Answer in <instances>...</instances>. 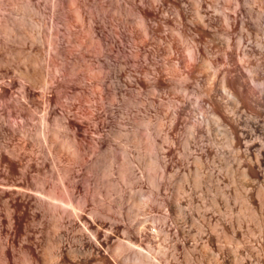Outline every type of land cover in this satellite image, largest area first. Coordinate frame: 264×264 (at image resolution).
<instances>
[{
  "label": "rangeland",
  "instance_id": "rangeland-1",
  "mask_svg": "<svg viewBox=\"0 0 264 264\" xmlns=\"http://www.w3.org/2000/svg\"><path fill=\"white\" fill-rule=\"evenodd\" d=\"M106 1L110 0H0V89L4 90L0 98V206H5L0 214L7 222L15 212L11 220H16V227L7 222L16 243L3 226L7 224L2 223L3 230L0 227L4 232L0 230V237L10 235L2 238L8 240L6 245L10 240L15 244L8 246L14 245L12 250L4 249L6 255L11 251L7 256L13 258L12 264H264V177L252 171L264 172V159L257 148L247 151L232 141L237 128H249L244 121L235 128L230 112L223 116L208 108L203 92L206 72L205 76L196 69L194 74L178 59L164 71L174 93L146 82L140 88L122 89L125 92L113 112L93 105L88 94L92 85L82 66L84 56L90 61L93 49L101 47L108 50L100 53L108 58L99 55L103 62H114L116 55L132 50L128 28L133 16L122 8V20L110 17L100 7ZM117 1H134L138 6L150 2ZM226 2L188 0L189 18L185 24L174 18L166 23L162 47L170 45L177 58L186 53L191 39L215 50L213 42L226 33L223 13L212 21L215 40L196 30L201 22L193 13L197 8L204 12L207 4L222 9ZM85 31L92 39L96 33L101 41L93 40L101 45L90 42ZM174 32L179 41L174 40ZM87 44L92 46L87 48ZM79 45L91 51L87 52L91 58ZM77 49V56L84 53L79 56L84 68ZM108 60L104 64L112 62ZM152 61L156 64L158 59ZM212 68L209 80L215 83L220 74ZM75 76L83 81H75ZM81 86L89 88L83 98H90L92 105L76 100L82 96L75 95L76 91H87ZM178 96L187 99L188 107L177 125ZM34 98L44 99L42 106ZM44 104L52 109L48 111ZM252 138L264 141L263 130L253 131ZM68 139L75 145H69ZM52 189L60 193L65 189L61 193L65 198L68 193L67 198L76 195L80 200L72 197L76 210L43 208L45 214L37 210L43 214L39 217L37 207L25 205L29 196L36 201L35 192ZM5 199H11L8 205ZM55 220L59 223L54 224Z\"/></svg>",
  "mask_w": 264,
  "mask_h": 264
},
{
  "label": "bare ground",
  "instance_id": "bare-ground-1",
  "mask_svg": "<svg viewBox=\"0 0 264 264\" xmlns=\"http://www.w3.org/2000/svg\"><path fill=\"white\" fill-rule=\"evenodd\" d=\"M106 2H107L105 5L106 8H105L104 4L102 3L103 5L101 4L102 6H100V7L102 9L103 8L104 9L103 10L100 9V10H102V12L104 10L108 11V13L110 12L111 15L106 12L107 15H110V17L114 16L115 18L117 17L116 19L121 18V20H122V16H123L122 8H125L127 10L126 13L128 15L133 16L134 21L131 24L130 28H128V31L130 32V40L132 42V46H131L132 50L127 54L125 53L126 55H124V56L121 54L123 56V58L121 55H120L121 57L118 55L120 58H118V56L116 55V57L119 59L118 61H117V58H116V60H114V62L117 61L116 63H114L112 61L113 59L112 60L104 59V62H106V60L112 61L111 63L108 62L106 65V64H104V62L102 60L103 58L102 57L100 58V56H103V55L106 56L105 52L103 55H100V53L102 54L103 51H105L106 49L103 50V49H101V47H95L93 45L95 47V49L90 47V49H93L92 55H91L92 58H91L87 53L89 51H87V52L85 51V46L82 47L81 45H79L80 46L79 48H81V47L84 48V51L87 53V56H89L91 58L90 61H88L89 58L86 59L87 60L86 61L85 56H84L85 61L84 60L83 61L85 62V64L82 61V66H85V69H83V71L84 72L87 71L86 72L87 73L86 79L88 81L85 78H83V77L82 78L85 79V81H87L88 84L90 82L92 86H89L90 89L85 86L87 88V91H81L80 94H79V90L76 91V93L78 92V94H76L75 91H72L75 93V95H82L81 97H78L77 99L75 98V95H73V97L77 101L83 100V101L89 102L90 98L87 100L84 99V98H87V96L89 94L90 97L92 98L93 102H95V103H93L90 101L91 103H93V105H98L97 107H102V109H104L105 112H113L115 107L118 106L117 103L119 101L120 96L123 95L125 92V91L123 92V90L125 88H127L129 85L135 86V88H140L146 82H153L156 85L167 87L169 92L174 93L175 91H174L173 86H172L173 84L171 81H169L164 76V71H165V68H167L168 66L171 67L172 63L173 64H174V62L177 63L178 59H179V61L183 64V66L185 68L191 70V72H193L194 74L196 72V69L199 70L198 72L203 71V75H205L204 73L206 72L207 76L205 75L206 77L205 78L203 77L205 79V81L202 80L203 82L206 83L204 86V83L202 82L203 83L202 85L204 86L203 92H205V94L207 95V105H208V108H210V110L212 112L213 111L218 112L219 114H223V116L225 114H227L228 112H230L231 118L234 121V125H235L234 127L235 128L239 127L238 122H241V121H244L249 126V128H242V129L237 128V131H235V133H233V135L231 137L232 141L234 143L239 144V145H243L247 151L252 149V148H257L259 150V152L258 151L257 152L264 159V141L256 140V139L252 138L253 131H255V130H261L262 129L263 133H264V0H227L226 4L223 5L222 9L216 8V7L212 8L211 5L207 4L205 9L203 10L204 12H201L200 9L197 8L196 11L193 13V18L199 20L201 22V26H198L199 28L196 27V30H198L199 33H202L205 36H207L208 39L209 38L212 40L217 39L216 33L212 30V21L216 18V14L221 12L224 15V20L226 23L225 36L223 39H218L217 41L213 42L216 45V48L213 51L207 47L199 46L198 41L192 40L190 38L191 43L188 46H186V53H183L181 55L179 54L178 58H177V54L174 53V51L171 49L170 45H168L166 47H164V46L162 47V43H164V41L166 39V33H167V31L165 29V25L172 18L176 19L181 24H185V20H187L190 16V13L188 12V5H187L188 0H150V2L146 6H141V5L138 6L135 4L134 1H130V2L125 1L124 3H122L123 5L117 0L116 1L110 0V1H106ZM165 4L167 5V7L164 6ZM106 9H108V10H106ZM105 11H104V13H105ZM78 13L81 14L80 12H78ZM78 13H77V16L80 18L81 15L79 16ZM93 25L95 27V24H93ZM195 26H197V24ZM92 27L90 26V28H92ZM94 32H95V30H94ZM94 32L93 33L91 32L92 33L91 35H93V39L97 37L96 33H94ZM84 34H87V36L89 38L91 37V36H89L88 32H86ZM174 34H175V32H174ZM176 34L178 35V33H176ZM195 34H196V32H195ZM177 35L174 36V40L179 41L180 36H177ZM84 36L87 37L86 35H84ZM194 36L195 35H192V38ZM89 38H87V39L89 40ZM91 39H92V37H91ZM93 39L90 42L95 41L96 44L95 43L94 44L96 46H98L99 44L101 45V43L98 42V44H97V42H96V40L101 41L99 38H96V40H93ZM188 41H189V39L186 42L188 43ZM88 44H89V42H88ZM92 44L88 45L87 48H89V46H92ZM245 46H249V47H247L248 49L245 50ZM102 48H105V46H102ZM81 49H79V51ZM86 50H88V49H86ZM110 50L112 51V53H114L113 48H110ZM117 50H120V49H117ZM84 51L82 50V52H84ZM106 51L108 53V50H106ZM111 51H109L110 54H112ZM90 52H89V54H91ZM77 53H78V49L76 52V56H77ZM86 53H85V55H86ZM117 53L120 54L119 51ZM82 54H84V53H82ZM82 54H79V56L80 55L82 56ZM79 56H77V59H79ZM110 57L115 58V56H111V55L109 56V58ZM104 58H108V57L106 56ZM155 58L158 59L156 64H154V62L152 61ZM80 59L78 60V61H80L79 65L81 63ZM112 63H114V64L112 65ZM158 63H161L159 68L157 67ZM127 64L131 65V67L128 66L129 67L128 69H127ZM77 65H78V63H76V66ZM212 66L215 67L214 72H216V74L218 73L217 75L220 74V78L218 79V81H216V82L214 81L215 83H213L212 80H209L210 74H212L209 71L212 68ZM82 68H84V67H82ZM72 69L75 70L76 73H79V72H77L78 68L75 69L73 67ZM231 69L234 70V73L231 72ZM212 70H213V68H212ZM229 70H230V72H229ZM75 71H71L70 72L71 75H73L72 72H75ZM111 72H112V74H111ZM66 73H68V72H66ZM76 73H74V74H76ZM5 74H7V72ZM228 74H231V76L229 77ZM51 75H53V74H51ZM66 75H69V74H66ZM77 76L79 77V75H77ZM77 76H75V79H74L75 81H78ZM80 76H82V75L80 74ZM52 77L50 76L51 82L53 81ZM228 79L231 80V83L229 82ZM39 80L41 81L42 79L40 78ZM50 81L48 80V83H50ZM79 81L81 82L83 80H81L79 78ZM42 82H44V81L42 80ZM54 82H55V80L53 81V83ZM12 83H13V80H12ZM77 83L74 82L75 85ZM87 83L84 82V85H86ZM46 84H47V82H46ZM0 85L2 86V82L0 83ZM49 85H51V83ZM79 85H82V83ZM84 85H82V86H84ZM18 86H19V84H18ZM77 86H78V84H77ZM82 86H81V88L84 89L85 87H82ZM42 87H44V86L42 85ZM46 87L47 86L45 85L44 88L46 89ZM51 87H52V85H51ZM56 87H58V85ZM79 88H80V86H79ZM214 88H217L218 90H216V89L215 90L217 92L218 91L219 92L217 93L216 91H213L212 89H214ZM83 89H81V90H83ZM88 89H89V92H88ZM26 90H28V89H26ZM0 91H1L0 98L4 97L2 94L3 93L2 91H4V90L0 89ZM22 91L23 92L25 91V87H24V90H22ZM55 91H56V89H55ZM59 91H62V90H58V91H56V93H58ZM212 91L214 93L216 92L217 94H213ZM72 92H70V93H72ZM87 92H88V94H87ZM74 93H72V94H74ZM21 95H24V94L21 93ZM83 95H85L86 97H84ZM176 95H178V94L176 93ZM178 97H179V104L177 107V116H175V118H174V122L177 125L180 123L179 118H180L181 114L185 113L187 111V107H188L187 99L184 96H178ZM79 98H81V99H79ZM37 99H35L34 102L37 104V106L38 105L42 106V101H44V99H42V101L39 100L40 98H37ZM50 99L51 98L47 96V99H45V101L46 100L50 101ZM81 101H80V103H81ZM152 101H153V103L155 102L154 99H152ZM48 102H47V104H48ZM90 102H89V104H90ZM90 105H92V104H90ZM44 108H46V105ZM49 108L52 109L51 107H48L46 109H48V111H49ZM102 125H104V124H102ZM120 126L122 128L123 125L121 124ZM68 140L70 141V139H68ZM68 140H67L68 144L72 142V140L70 142H68ZM69 145H71V144H69ZM74 147H76V146H73V148ZM74 149H76V148H74ZM77 149H79V148H77ZM77 149L75 151H77ZM75 151H74V153H75ZM75 154H77V153H75ZM78 154H79V151H78ZM262 158H260V159H262ZM252 167H254V166H252ZM252 167H250V168L252 169ZM253 169H256V168L254 167ZM257 170L258 169L252 170L253 172H255L256 177L257 176L258 177L259 176L264 177V172H259ZM18 186L19 185H17L16 187H18ZM62 187L65 188L64 185ZM7 188H9V186ZM21 189H22V187L19 189V191ZM66 189H68V188H66ZM54 190H56V189H52V191L50 193L45 192L46 194L41 193V192L39 194L38 192H35L36 195L35 194L34 195L36 196V201L32 199L33 195L28 197L27 193H26L25 198L31 197L27 201L28 202H29V200L35 201L34 202L35 205H33V203L30 204L28 202H25L26 199L24 200V203H25V205H27V204H29V206L31 205L30 208L32 206H34L36 209V207H37V209H36L37 213H38V211H37L38 209L42 210L43 208L50 209L54 212L56 210H59L60 208H63V210H64V208H65V210H66V208H69L70 211H71V209L74 211L76 210V209H74L75 203L73 204L74 201L72 202L73 196L67 198V196L69 194L68 193V194H66V198H65V196H63L65 194H63V195L61 194V193H63V191L65 189L63 191H61V193L58 191H57L58 192L57 193ZM69 191L71 192L72 190L70 189ZM33 193L34 192H31V193L29 192V195H31ZM249 194L251 195V193H248V195ZM252 196H255V195H252ZM74 198L78 199V197H76V195L73 197V199ZM246 198L250 199V200L253 199V198L251 199V197L250 198L246 197ZM7 199H5L6 200L5 203L8 205V203L11 199H9V201H7ZM2 201H4V200H2ZM77 201H79V203H80V200H77ZM77 201H76V203H77ZM0 203L2 204V202H0ZM13 203H15V202H13ZM36 203H37V206H36ZM79 203H77V204H79ZM77 204H76V206L79 207ZM1 206H0V211L1 210L4 211V209H5L4 204H3L4 207L2 206V208H1ZM12 206L13 207H10V206H8V207H10L11 210H13L15 206L13 204H12ZM8 207L6 208L5 212L10 211L8 209ZM25 209L27 210V207ZM32 209H33V207H32ZM69 209H67V211ZM44 211L42 210L43 214H45ZM34 212L35 211H33V213ZM51 213H53V212H50L48 214H51ZM5 214H7V213H5ZM10 214L9 215L11 217H8V220H9V222L10 221H12L13 223L15 222L14 224L10 222L12 225H15L16 220L15 221L11 220L12 215L15 214V212L13 214L12 213H10ZM43 214L41 215V212H40L41 216H43ZM1 215H3V213L0 214V227L3 230L1 225L4 222L7 225L4 224L3 226H6L5 230H7V226H8L9 222H8V220H7L8 223L5 222L6 221L5 218L1 217ZM40 215L38 213L39 217H40ZM2 218L5 221H3ZM14 218L16 219L17 216L13 217V219ZM57 223H59V220H55L54 224H57ZM12 225L10 227V229L12 228L11 233L13 231ZM15 227H16V225H15ZM2 230H1V232H2ZM8 230H9V228H8ZM8 230H7V232H8ZM9 232H8V234L11 235V233H9ZM2 233H4V232H2ZM2 233H0V235ZM8 234H6V235L10 236ZM6 235H4V236L6 237ZM4 236L0 237V238L6 239ZM11 237H13V241H15L13 234L10 236V238ZM3 239L0 240V264H9V263H11L12 257H9L10 258L9 259L8 256L11 253V251L7 250L8 252H10L9 254L7 253V255H8L7 256L5 253L6 250L4 251V249L10 248L8 246L10 245V243H12V241L10 240L11 242L9 241V245H6L5 241L8 243V240L4 241ZM14 243H16V241ZM14 243H12V244H14ZM14 245H13V247H15ZM13 247L11 245L12 249H14ZM10 256H11V254H10ZM56 259L57 258H55L54 259L55 261H53V262H56ZM9 260H10V262H9ZM12 260H13V258H12ZM13 262H14V260H13ZM21 264H24V262ZM25 264H27V263H25Z\"/></svg>",
  "mask_w": 264,
  "mask_h": 264
}]
</instances>
